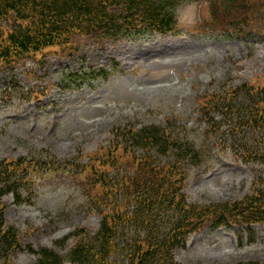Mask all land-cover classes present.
<instances>
[{"label": "rangeland", "instance_id": "rangeland-1", "mask_svg": "<svg viewBox=\"0 0 264 264\" xmlns=\"http://www.w3.org/2000/svg\"><path fill=\"white\" fill-rule=\"evenodd\" d=\"M207 1L182 4L174 33L117 43L85 40L75 54L63 57L54 48L41 63L27 59L0 68V160L30 164L24 201L4 198L6 219L22 243L15 263H35L32 249L41 247L66 253L57 242L79 228H99L102 216L90 200L98 190L86 167L119 125L173 123L174 137L202 148L203 162L187 168L190 203L240 200L264 187V164L238 160L224 134L216 144L198 112L208 92L264 82V13L255 16V31L229 36L211 31ZM91 67L112 74L82 80L78 74ZM175 254L182 264H264V224L204 228Z\"/></svg>", "mask_w": 264, "mask_h": 264}, {"label": "trees", "instance_id": "trees-1", "mask_svg": "<svg viewBox=\"0 0 264 264\" xmlns=\"http://www.w3.org/2000/svg\"><path fill=\"white\" fill-rule=\"evenodd\" d=\"M192 1L0 0V68L27 59L41 63L54 48L63 57L75 54L85 40L117 43L174 33L179 8ZM207 2L211 31L229 36L255 31V16L264 13V0ZM111 74L110 69L91 67L78 75L84 80ZM198 112L216 144L224 134L232 141L229 146L238 160L264 164V82L208 92L199 98ZM172 124L139 127L127 123L113 128L111 143L94 158L98 167H86L98 190L90 200L102 216L99 228L93 233L79 228L57 242L66 253L48 247L32 249L38 255L33 264H182L176 250L194 232L264 224V187L240 200L188 201L184 193L187 168L203 162V150L174 137ZM29 168L25 158L0 160V264H17L13 257L22 248L18 230L6 219L4 198L13 195L18 204L24 201ZM70 238L74 239L71 245Z\"/></svg>", "mask_w": 264, "mask_h": 264}]
</instances>
